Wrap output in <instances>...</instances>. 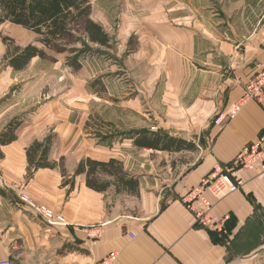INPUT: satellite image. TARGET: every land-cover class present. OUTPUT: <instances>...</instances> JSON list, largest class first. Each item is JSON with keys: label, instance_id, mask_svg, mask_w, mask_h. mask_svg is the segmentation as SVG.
Wrapping results in <instances>:
<instances>
[{"label": "crops", "instance_id": "1", "mask_svg": "<svg viewBox=\"0 0 264 264\" xmlns=\"http://www.w3.org/2000/svg\"><path fill=\"white\" fill-rule=\"evenodd\" d=\"M90 1L91 19L109 38L113 35L110 12L118 11L120 4L125 12L118 14V35L126 38L131 33L137 37L133 53L137 60L133 68L135 95L127 106L133 121L143 125L137 128L165 131L192 142L197 150L170 154L185 155V160L165 162L161 167L160 155L168 153L133 146L139 150L136 153L158 158L139 160L109 150L107 144L92 147L87 143L85 149H77L70 143L68 150L60 153L52 147L49 156L51 161L66 158L67 178L58 169H39L28 177L25 149L31 142L41 141L46 126L56 119L53 104L30 110L27 122L15 132L16 141L0 147V190L8 195L0 196V260L9 258L15 264H90L114 252L115 264H264V173L242 172L239 190L218 201L208 196L213 202V221L227 218L225 235L197 226L180 200L213 166L231 162L264 130V100L248 101L233 118L215 124L217 116L241 98L246 84L264 65L254 26L248 22L242 31L230 27L221 43L218 29L213 23L204 27L198 21L202 9L187 0L182 3L177 28L170 24L172 0H99V14L94 13L97 0ZM248 7L253 11L252 4ZM132 10L130 25L127 19ZM155 15L160 18L157 27L151 23ZM35 88L30 89L34 98L30 96L29 102L14 100L5 109L0 108V131L31 108L37 100ZM63 131L59 141L63 140ZM68 154L72 155L69 160ZM86 157L116 159L123 164L138 184L137 196L123 195L136 203L135 214L108 211L107 195L113 190L95 192L85 186L83 175L74 176L77 163ZM70 178L71 189L63 185ZM23 193L63 214L69 226H46L19 203ZM90 226H101L95 240H89L84 231Z\"/></svg>", "mask_w": 264, "mask_h": 264}, {"label": "rangeland", "instance_id": "2", "mask_svg": "<svg viewBox=\"0 0 264 264\" xmlns=\"http://www.w3.org/2000/svg\"><path fill=\"white\" fill-rule=\"evenodd\" d=\"M184 1L172 0L170 24L176 28L180 24L179 14H182ZM187 3L202 9L201 19L198 18V21L204 27L207 23H213L214 28L216 27L215 29H218L220 33L221 43L223 38L229 34L230 27H236L239 29L238 31H242L243 25L251 22L255 28L259 16L264 12V0H187ZM250 4H252L253 11L248 7ZM95 6L94 13L99 14V0ZM123 7L120 4L118 11L115 9V11L110 12L113 17L111 19L113 20L111 22L113 35L110 38L108 48L89 45L88 48L83 49L81 44L76 41L82 30V25H80L74 28L66 39L55 43L49 49H44L45 59L37 58L38 60L29 63L25 69L19 71L20 73L11 71L8 69L9 67L5 66L2 60L5 47L0 38V108L5 109L14 100L22 102L27 100L29 102L30 96L31 99L34 98L30 89L35 85L37 100L34 104L32 103L33 105L31 104V108L28 107L24 111L25 113L14 117L12 121L18 120L21 126L29 119L30 110L34 111L43 105L53 104L51 109L54 111L56 119L47 125H50L49 127L46 126L43 139L49 134L54 135L52 147L57 153L68 150L70 143L76 145L77 149L80 147L85 149L87 143L92 147L97 145L106 147L107 144L106 148L114 149L116 153L138 157L139 160L148 157L147 159L158 161L155 155L146 152L136 153L139 150L133 147L129 139L133 132L143 130L139 129L141 127L137 128L138 125H143L133 121L134 116H132L131 110L127 108L131 104L130 99L135 95L133 85L136 78L133 74V68L137 65V60L133 57V53L138 42L137 37L134 38L131 33L127 34L126 38L118 35L120 24L118 14L121 11L125 12ZM132 13L133 10L130 11V18L127 19L130 25ZM188 16L191 17L189 12ZM158 19L160 18L156 15L151 18V23L155 24L156 27L159 24ZM0 33L1 37L7 36L13 39L16 46L24 47L28 44H34L39 48L42 47L37 43V37L34 34L20 27L4 24L0 27ZM72 48L76 49L77 53L83 52L78 58L81 68L76 72L66 66L67 58L73 54L65 50ZM94 81L99 83H93ZM27 85L30 89L23 90ZM100 86H103V90ZM68 123H71V126ZM149 125L154 127L155 124ZM28 127L30 124L25 126L24 130L26 131ZM67 127L73 133L71 131L66 132ZM64 129L66 130L63 131ZM62 131L64 137H62L63 140L59 141L62 136L59 133ZM155 131L154 128L151 130V132ZM52 147L51 149H53ZM68 155L69 160L72 155ZM63 158L65 165L66 158ZM160 158V166L163 167L165 162L166 164L182 162L185 160V155L166 154L165 156L160 155ZM107 208L110 212L116 211L128 215L137 212L136 203L131 197L115 195L114 193L107 195Z\"/></svg>", "mask_w": 264, "mask_h": 264}, {"label": "trees", "instance_id": "3", "mask_svg": "<svg viewBox=\"0 0 264 264\" xmlns=\"http://www.w3.org/2000/svg\"><path fill=\"white\" fill-rule=\"evenodd\" d=\"M91 12L90 0H0V27L10 24L29 31L37 37V43L42 46L39 48L34 44H28L19 47L14 44L13 39L7 36L1 37L0 33L1 43L5 47V54L2 58L5 66L19 72L25 69L32 59H45L44 49H49L55 43L66 39L72 30L80 25H82V30L76 41L81 44L83 49L88 48L89 45L108 48L111 39L91 19ZM65 51H70L73 54L67 58L66 66L74 72L79 71L81 64L78 58L83 52L77 53L74 48ZM93 83L99 82L94 81ZM100 88L103 90V86ZM19 126L20 122L14 120L0 131V147L16 141L15 132ZM54 139L55 136L49 134L42 141L35 140L27 146L25 156L28 177L39 169H58L61 176L67 178L64 158L60 157L58 161L48 159ZM129 139L132 140V145L138 149L168 154L197 150L192 142L171 136L162 130L155 132L139 130L130 134ZM79 175L84 176L85 186L95 192L103 193L112 189L115 195L137 196V181L129 177L119 160L97 161L88 157L82 158L74 170V176ZM72 179L70 178L63 185H70L71 189ZM0 196L8 197L2 190H0Z\"/></svg>", "mask_w": 264, "mask_h": 264}, {"label": "built area", "instance_id": "4", "mask_svg": "<svg viewBox=\"0 0 264 264\" xmlns=\"http://www.w3.org/2000/svg\"><path fill=\"white\" fill-rule=\"evenodd\" d=\"M253 34L258 37V52L264 57V12L259 16ZM263 100L264 65L246 84L241 98L225 114L221 113L217 116L215 124H221L226 117L233 118L246 102L262 103ZM245 171L264 173V130L254 141L245 146L231 162L213 166L207 176L201 179L196 186L188 188L180 197L183 205L193 214L197 226L221 235L226 234L225 221L227 218L217 223L213 221V202L208 196L218 201L239 190L242 184L239 175ZM18 200L28 212L40 219L46 226L52 228H66L69 226L63 214L33 201L28 195L20 194ZM99 228L101 226L97 228L90 226L84 229L89 240H95L98 237ZM116 260V253L111 252L101 260L90 264H115ZM0 264L14 263L9 258H5L0 260Z\"/></svg>", "mask_w": 264, "mask_h": 264}, {"label": "bare ground", "instance_id": "5", "mask_svg": "<svg viewBox=\"0 0 264 264\" xmlns=\"http://www.w3.org/2000/svg\"><path fill=\"white\" fill-rule=\"evenodd\" d=\"M29 175V174H28ZM33 200V199H32Z\"/></svg>", "mask_w": 264, "mask_h": 264}]
</instances>
